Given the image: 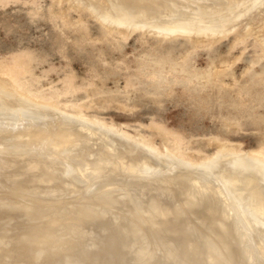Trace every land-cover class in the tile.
I'll list each match as a JSON object with an SVG mask.
<instances>
[{"label": "rangeland", "instance_id": "1", "mask_svg": "<svg viewBox=\"0 0 264 264\" xmlns=\"http://www.w3.org/2000/svg\"><path fill=\"white\" fill-rule=\"evenodd\" d=\"M242 1L245 0H240L241 3ZM109 2L110 0H0V82L11 90L30 97L33 101L37 100L50 107L54 106L56 110L63 111L65 114L78 115L79 119L85 118L113 127L118 131L119 136L120 134L125 136L121 141L126 144H133L135 142L132 140L138 139L141 143H136L139 147L137 148L139 153L136 154L146 156L150 164L147 162V169L152 168L151 171L162 172L161 167L167 165L170 159L165 157L167 155L175 154L177 157L199 163L212 157L220 148L230 151V154L232 151V155L254 152L253 154L259 155L264 160V1L253 5L254 8H250L251 10L242 13L236 19L224 22L220 30L215 33L209 30L198 32L197 29L184 31L183 28V30L173 28L163 31L150 27L131 26L129 22L124 24L123 21H119L120 18L116 19L117 13ZM219 18L221 21L222 17ZM138 19L140 18H136L137 21ZM136 20L133 19L135 22ZM204 20L211 23L210 19ZM144 21L147 23L146 20ZM154 152L161 154V157ZM39 168L45 169L42 166ZM60 170L63 171L61 168ZM60 170L58 172H61ZM36 173L39 171L37 170ZM61 175L66 176L65 173ZM14 176L10 175L4 180H1L3 176H0V184L5 185L0 188V196L5 195L6 187L13 186L11 178ZM60 180H63V185L60 184L61 181L51 183V186L56 185L59 191L65 189L63 187L68 184L65 177ZM95 180L96 178H93L91 182ZM143 180L130 182L133 183L130 186L126 184L130 193L128 199L122 197L126 191L125 187L117 188L119 182L112 180L111 186L104 191L108 193L106 196L110 198V201L114 200V203L102 202L105 201L104 199L94 203L96 208H99L100 212L103 211L107 217L103 220L80 221L75 212H70L74 210L76 204L92 196H86L87 192L82 191L84 185L81 184L77 185L80 187V192L69 193L70 190L66 188L64 192L68 194L58 198L59 200L57 199L54 204H47L41 199L44 196L39 197L40 200L34 198L36 199L34 201L25 199L26 202L15 206L17 208L14 209L17 211V214L13 213L15 216L11 213L14 210L3 211L0 205V210L2 209L0 234L1 236L5 234V239L8 237V241L14 236L17 238L21 236L25 228L33 230V236L40 235V231H43L41 237L37 236L40 238H37V241L46 243L55 230L58 231H55L53 236H56L57 232L61 233L66 224L67 227L73 225L69 226L74 227L69 230V236L72 233V240L77 241V244L74 245V242L70 241L69 244L72 246L69 244L67 246L72 248L68 247L70 249L68 250L67 247L65 248L66 244L62 243L66 251L61 249L62 246L58 251V246L53 253L58 252V255H52L48 260L42 258L31 262L54 264L65 254L72 253L77 257L75 258L77 264H100L101 261H104L102 264H145L139 263L138 256L141 255H138L135 246H130L126 239H123L126 241L124 244L126 246L120 245L122 240L120 241L117 232H112L111 225L113 226L116 220L119 221L121 218L119 224L130 220L128 223L130 226L132 221L135 224L138 222L136 220H141L135 225H142L145 217L143 211H147L144 204L148 205L149 209L152 203L155 207L157 206L155 214H158V217L162 215L161 221L157 219V215L153 214L157 218L153 216L154 220L150 217L152 220L149 219L150 222L146 221L144 224L148 222L150 226L158 228L162 221L164 222L165 212L181 204V197L177 195L180 191L177 186H170L172 190L176 189L171 191L172 193L176 191L177 194L173 195L170 191ZM160 194L162 196H158ZM35 201L43 204L34 203ZM160 203L164 205L170 203L171 206L168 205L169 208H167V204L164 207ZM132 205L138 206L139 209L141 207L140 210L146 209L142 210L143 214H141L138 208L133 207L136 211H132V208L130 209ZM20 209L21 211L18 212ZM127 209L133 213H126L132 216L125 219L126 214L123 213L128 212ZM59 211L60 213L57 214ZM190 213L191 211L186 210L179 214V217L184 216V220L180 219L184 224L187 223L186 225L191 227L196 225L195 222L197 224L201 222V226L207 229L200 228L199 224L195 230L198 233L203 231L207 233L211 230L210 226L204 225L208 223L211 225L213 213V217L206 211L192 210ZM199 213L201 214L198 215ZM113 216H116V219ZM186 217H189V221ZM190 217L194 218L192 219L194 222L190 221ZM42 218L49 220L50 224ZM109 220L113 223L109 224ZM153 220L155 223L159 221L161 223L155 225ZM178 220L176 219L175 223ZM20 223L24 224L23 226L27 225L22 228ZM147 224L142 227H147ZM184 224L181 222L179 225L184 226ZM10 225L12 229L10 228L9 232ZM179 225L177 224L176 229L184 228ZM164 226L158 228L160 229L157 230L158 233L161 232L159 236L168 234L167 226ZM33 227H40V229L34 230ZM142 229L137 233L141 234ZM147 229L143 230L145 233H142L147 236L145 240L147 238L150 241L146 240L149 248H155L157 245L155 239L158 235L150 230L153 233L151 236ZM50 231H53L52 234ZM36 232L37 234L34 235ZM93 233H97L98 238H101L96 240L97 246L102 244L98 247L94 245L95 248L89 252L79 253L83 246L90 243L88 237L92 238ZM199 234L200 238L195 233L190 235L188 240L186 237H177L179 234L176 235L177 238L171 237L173 243L175 239H183L184 247H179L181 248L180 256L178 255L180 259L174 257L178 263L162 258L164 256L160 249L163 248L159 247L160 249H153L159 253L156 260L146 264H190L192 259L187 257L193 258L192 262L195 263L196 255L199 253L196 244L202 246L203 244L200 245V243L206 237L201 239L202 233ZM45 236L47 238H44ZM171 242L170 246H172ZM8 244L11 248L12 244L9 242ZM76 245L79 246L75 249ZM31 247L35 248L34 244ZM124 247L127 251L130 249L129 252L132 253L124 254ZM30 249L29 246L28 251ZM185 249H187L186 252H183ZM190 250L196 255L195 253L192 255ZM28 251L27 254L25 253L27 256L30 254ZM25 254L13 257L12 264H31L29 260L31 255L27 258ZM120 254L128 256L124 258ZM182 256L186 259H181ZM104 257L105 259H102ZM108 257L110 260H106ZM61 261L65 263L66 260ZM63 262L61 264H64Z\"/></svg>", "mask_w": 264, "mask_h": 264}, {"label": "bare ground", "instance_id": "2", "mask_svg": "<svg viewBox=\"0 0 264 264\" xmlns=\"http://www.w3.org/2000/svg\"><path fill=\"white\" fill-rule=\"evenodd\" d=\"M261 1L262 0H245L241 3L240 0H110L109 3L117 13V15H115L116 19L120 18L119 21H123L124 24L129 22V25L131 26H143L145 28L150 27L163 31H168L173 28H179L181 30L184 29V31L197 29L198 32L209 30L211 33H215V31L220 30L224 22L231 21L233 18L236 19L242 13L247 12L250 8H254L252 7L253 5L262 3L264 0L262 2ZM138 17L140 18L138 19L139 21L136 20ZM219 17H222L221 21H219ZM133 19H135L136 22L133 21ZM204 19H210L211 23ZM144 20H146L147 23ZM9 88L10 87H6L4 84H2V82H0V176H3V179L1 180H4V178H8L10 175H15L11 178V185L13 186L6 187V189H4L5 195L0 196V205L3 207V211L17 209L16 205L21 204V202H26L27 200H40L39 197L41 196H44L41 199L45 200L47 204H54L57 202L58 198L68 194L64 192L66 188L70 190L69 193L80 192V187L77 185L81 184L84 185L82 191L87 192L86 196H92L90 199L79 202L78 204L80 205L76 204L74 210H70V212H75L76 217H78L80 221L84 219L87 221L103 220L105 218L107 219V217H105L103 211L100 212V209L96 208L94 203L100 199L105 200L102 202H107L109 204L114 203V200L110 201V198L106 196L108 193L104 191L111 186L110 182L112 180H117L119 182L117 188L122 189L125 187L126 191L122 194V197L128 199V197H130L128 194L130 193L127 190L126 184L130 186L133 184L130 182L144 179L149 182V184L151 183V185L155 184V186L163 190L170 191V193L173 195H176L177 193L176 191H174L175 193H172L171 191L176 189L172 190L170 186H177L180 190H178L179 194L177 195H180L178 196L179 198L181 197V204L178 207H171L169 211L165 210V218L163 219L164 222L162 221V223L160 222L162 217L160 211L158 213H160L161 217H158V214H155V212H157V206L155 207V205L150 203L149 206L151 207L148 209V205L146 206V204H144L148 212L146 211V213L143 211L145 213V217L142 221L143 224L141 222L140 223L145 225L148 222L145 224L144 222L149 221L151 218L155 220V218L158 217L157 219H159L160 221H158L161 223L160 227L158 228H162L164 225V227L167 226L169 228L168 229L166 227L168 230V234L166 235L159 236L158 234H161V232L158 233L160 229L158 230V228L152 227L153 225L150 226L147 224V227H145L146 225L144 226L145 228H143L142 225H137V227L135 224H138V222L141 220H136V222L138 221L137 223L134 221L135 224H133L132 221V225L130 223L129 226V219V222L125 221V223L119 224V221L122 219L119 218V221L116 220L117 222H115L113 226L111 225L112 232H117L120 236V241L122 240L120 245H124L126 241L123 239H126L130 246H135V251L138 253V255H141L138 256L139 263L146 264L155 261L159 256V253L153 249H157L159 247L163 248H159L161 254L164 256L162 258H166L167 261L169 260L171 262L178 263V260L176 261V258L174 260V257H178L180 259L179 253L181 252V248L179 247L183 246V239H175V242L173 243L171 242V237H176V235L179 234L177 237H186L188 240L190 235H195L196 233L198 236L199 233H202L201 239H203L205 236L208 237H205V240L200 243V245L203 244L202 246L196 244L198 247L197 251L199 250V256L193 252V254L195 253L197 256L195 261L196 264H264V160L259 155L253 154L254 152L240 154L236 153V155H232V151V154H230V151L220 148L218 152L212 157L202 160L199 163H193L187 159H183L182 157H177V155L173 153L174 155L165 156L170 159L167 162V165L162 167L160 166L163 170L162 172L160 170L151 171L152 168L147 169L149 162L146 156L136 154L139 153V150H137L139 147L136 146V143H141L138 139H133L132 142H135L133 144H126V142L124 143L121 141L122 138H125V136L121 134L119 136L118 131L113 127L105 126L100 122L91 121L85 118L79 119L80 116L77 117L78 115L65 114L63 111L58 109L56 110V107L54 106L50 107V105H46V103L44 104L43 102H38L37 100L33 101L30 97ZM126 140H128V138ZM154 153L158 154L157 152ZM39 166L45 167V169H41ZM60 168L63 169V171L60 170ZM55 169L58 170L56 171ZM37 170L39 173H36ZM59 170L61 172H58ZM62 173H65L66 176L61 175ZM62 177H65V179L68 181V184L63 187L65 189L59 191L56 185L53 184L51 186V183L60 182ZM93 178H96V180L92 183L91 181ZM62 181L60 183L61 185H63ZM3 187H5V185L0 184V188ZM132 190L134 192V189ZM135 190H137V188ZM80 195H82V193H80ZM158 196H162V194ZM165 198L164 200H166L168 197L166 199ZM152 199L153 198H151V200ZM151 200L149 199V201ZM37 201L34 203L43 204ZM161 201L164 202L163 199ZM145 203L149 202L145 201ZM167 203H165V205L164 203L160 204L161 206L164 205V207H166ZM133 204L136 205V203ZM141 204L143 206L142 202ZM169 204H167V206ZM138 206L134 207L132 205L130 209L132 208V211H136V209H133H139ZM169 206L167 208H169ZM164 207L161 208L165 209ZM146 208H142V210H145ZM123 209L125 210L124 207ZM140 209V212L137 211V213L142 212ZM186 210L191 211V213L192 210H197L198 212L206 211L211 217L214 215V218L210 220L211 225H209V223H205L207 225H204V222L202 223L205 227L210 226L209 228H211V230H208L207 233L206 231L198 233L195 232V230L198 228L197 226L199 224L201 226V222L199 224L195 222L196 225L193 223L196 226L195 227L193 225L195 229L191 228L193 227L192 225L189 227L186 225L187 223L184 224V222L181 221L184 216H180V218L179 214ZM14 211L11 212L12 215H14L13 213L17 212ZM19 211H21V209L18 210V212ZM60 211L57 214H59ZM126 211L129 212L128 209ZM128 212L123 214H130L131 211L129 213ZM127 214L125 215V219L132 216H128ZM153 214L157 215V217ZM200 214L201 213L198 215ZM33 215L31 216L33 217ZM115 217L113 216L114 219H116ZM67 218L70 219L72 217ZM209 218L210 217H208V219ZM176 219H179L177 223H175ZM192 219L194 218L190 217V221H192ZM111 220L113 219L111 218ZM111 220H109V224L113 223ZM133 220H135V217H133ZM6 221L7 220H5V222ZM122 221L124 222V220ZM179 221H181L184 226L179 225L181 223ZM47 222L50 224L49 220ZM159 222L155 223L154 221L155 225H157ZM192 222H190V224H192ZM1 223L2 222L0 221V224ZM174 223L176 224L175 227ZM14 224L12 225L14 226ZM20 224L22 225V223ZM177 224L181 227L183 226L184 228H179V230L176 229ZM190 224L188 223V225ZM261 224H263V226H261ZM23 225L22 228L27 224L25 226ZM66 225L64 226L65 229H63L61 233L57 232L56 236H53V234H55V231L58 230H55L54 232L50 231V233L53 232V234L51 233L53 237H48L46 243H39L40 240L39 242L37 241V238L41 237V233L43 231H40V235L37 234V231L34 234L37 235L33 236V230L25 228L26 232L23 230V234H21V236L19 235L20 238L19 236L18 238L14 236V238L9 239L8 241V237L5 239V234H3L4 236H1L0 234V260L5 258L3 262H0V264H12L11 259L13 257H18L19 254H27L29 246L31 248L28 251L30 252V254L28 253V256L31 255L29 259L30 262H35L42 258L43 260H48L52 255H58V252L53 254L58 246V251L61 248L60 246H62L61 249L63 250L66 247L68 250H70L72 247L67 245L73 240L71 236L72 233L69 236V230L71 228L74 229V227H69L73 226L69 225L68 228ZM17 226L18 225L15 227ZM140 226L143 229L140 228ZM1 227L2 226H0V228ZM10 228L12 229V226L9 227V232L11 231ZM30 228H32L31 225ZM35 228L40 229V227ZM146 228H148L147 231L150 232L151 230L156 235H158L155 239V244H157L156 247L154 246L155 248L150 249V246L146 242L147 238L145 240V237L147 236L146 234L143 235V233H145L143 230H146ZM200 228L203 229L204 227L201 226ZM140 229H142L143 233L140 232L141 234H138L137 231ZM75 232L77 233L78 231L76 230ZM8 233L6 235H8ZM96 234L97 233H93V235H91L92 238L88 237L90 243L83 246V249L79 250L78 248L79 253L83 251L89 252V250L95 248L94 245L97 246L96 240L101 238H98V235ZM152 234L153 233H151V236ZM44 235L46 234L44 233ZM147 235L151 237L149 234ZM154 237L152 239L153 241ZM192 237L193 236H191V238ZM44 238H47V236ZM147 241L150 242L149 240ZM8 242L12 244L11 248H9L10 244H8ZM73 242L74 245L77 244V241ZM170 242L172 246H170ZM62 243L66 244L65 248H63ZM30 244H34L35 248L31 247L32 245ZM79 245L74 246V248ZM177 246L178 248H176ZM67 249H65V251ZM124 250V254H126V252L130 254L132 253L129 252L130 249L127 251L125 247ZM186 250L187 249H185L183 252H186ZM62 253L64 254L65 252L63 251ZM122 254L120 255L122 256ZM127 256L128 255H123L122 257L125 258ZM234 257L236 259H234ZM75 258H77L75 254L68 253L65 254L62 259H59L60 261H57L54 264H61L63 262L61 260H66L65 263L63 262L64 264H77ZM184 258L186 259V257L181 259ZM102 259H105V257ZM108 259L110 260V257H108L106 260ZM187 259H192L193 261V258L187 257ZM29 260H27V262ZM192 261L191 263L195 264ZM33 262H31V264H33ZM95 262L97 263V261ZM101 262L103 263L104 261Z\"/></svg>", "mask_w": 264, "mask_h": 264}]
</instances>
